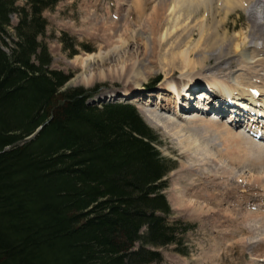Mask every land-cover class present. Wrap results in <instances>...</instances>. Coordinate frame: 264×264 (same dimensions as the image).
I'll return each mask as SVG.
<instances>
[{
  "label": "trees",
  "instance_id": "obj_1",
  "mask_svg": "<svg viewBox=\"0 0 264 264\" xmlns=\"http://www.w3.org/2000/svg\"><path fill=\"white\" fill-rule=\"evenodd\" d=\"M58 1L0 0V264L160 263L150 249L191 230L165 218L159 193L172 167L131 106L96 108L90 91H61L69 77L50 70L37 40Z\"/></svg>",
  "mask_w": 264,
  "mask_h": 264
},
{
  "label": "rangeland",
  "instance_id": "obj_2",
  "mask_svg": "<svg viewBox=\"0 0 264 264\" xmlns=\"http://www.w3.org/2000/svg\"><path fill=\"white\" fill-rule=\"evenodd\" d=\"M17 4L22 6L24 3L22 0H18ZM187 5L188 3L184 4V12L182 13L177 3H169L168 0H59L53 10L43 13L47 28L44 36L41 37L39 41L46 46L48 54L51 57L50 69L63 72L70 77L64 89L80 87L93 90L95 96L89 101L90 105H102L110 102V99H107L110 94H117L122 90H133L134 83L136 82L142 84V88L145 89V92L153 93L156 96L157 93H163L161 92V88L166 84H170L172 81L178 82L180 79L181 74L179 70L175 72L173 78L168 79L169 74L167 69L169 67L166 66V64L169 63L170 57L166 50H169L174 43L178 46L176 35L180 32H175L179 27L178 25L183 19L187 21L189 17L201 23V27L197 25L191 37L181 44L182 48L186 44V48L190 47V49L201 40V35L203 34L201 29L207 28L206 25H208L209 22L208 12H202L201 7L195 11L188 8ZM236 16H232L230 21L227 22L229 26H219L217 28L219 34L223 33L228 34V36L237 37L241 33L240 29L245 33L246 30L244 28L246 25H244V19L241 18L238 21ZM11 23L12 26L16 24L15 17H11ZM235 25H237L238 28H236ZM167 30L172 34L167 35L166 40H164L163 35ZM97 54L106 56L105 61L103 63L98 59L89 61L86 65V71L84 72L81 67L82 60L86 59L89 55ZM193 54L191 59L197 60L198 62L202 61L203 55H208L206 53L203 55H198L199 53ZM233 60L238 62L237 58H233ZM198 62L195 63V66H198ZM176 63V65L180 64L179 62ZM215 63V58L212 57L208 62L199 64L204 67V69H198L195 72L206 70L208 65L211 66ZM170 65L172 64L170 63ZM221 67H223V65H221ZM237 69H239L238 66L230 65L229 69L224 72L222 80H225L226 83H230L231 77H228L233 75L234 71ZM90 74L93 78L85 85L81 78L82 76ZM135 74H138L137 78ZM202 74L203 75H200L201 77H207L209 75L208 72ZM201 83H204L203 79L200 80V84ZM230 85L232 86V84ZM142 96L147 99L145 95ZM117 97L116 99H111L119 102L124 101L122 100L124 98L120 95H117ZM128 102L133 104L137 109L151 108L144 106L143 103L139 104L131 100ZM160 105L162 108H156V111H160V116L180 125L179 128L173 129L166 124V135L163 134L162 131L152 129L159 140V143L155 144L156 149L161 157L170 160V165L174 167V170L166 177L165 182H167V186L163 191V195L167 199L171 210L170 215L166 217V219L169 222L179 220L184 225L191 226L194 230L188 232L184 236L178 234L177 237L180 241L176 245L157 249L163 258L162 262L159 264H229L227 263V259L230 258V255H234L235 253L238 254V252L240 253L239 257L244 259V263L250 261V258L246 260L248 255L252 257L250 261L252 264H255V262L258 263L256 259L264 256V250L252 244L256 241L260 242L264 240V238L261 239L264 235V229H261L260 233L257 232V235L255 233L254 237L248 234L252 246L250 245L244 250L241 248L240 240L246 237V233L245 235L240 234L234 239L231 238L232 236L229 232V230H232L229 224L230 220L238 225L241 223L240 226H243V224L246 223L245 219L251 218H248L247 214H257L249 213L245 204L241 202L242 199L245 202L251 197L250 192L242 190L243 188H248L249 185L239 186L241 189L239 188L240 192L238 195H235L232 193L233 191L227 189V191L229 190V197L233 194V201L236 199L235 202L240 200V202L236 203V208L233 207L235 202L230 204L228 201L229 197H225V202L221 204L208 207V191L210 192V190H213L210 193L215 196L217 193L223 194L225 191L223 188H220L222 192L216 188H208V168L218 165L219 169L217 168L213 171L216 170L217 173H221L223 168H228V165H230L232 172L238 174L239 180L242 181L243 178V184L244 181H249V179L250 182L255 183L259 178L261 181H264V167L260 163L261 160L254 158L253 154V158L250 159V152L248 151V154L245 153L247 147L241 146V148H239L237 146L236 148L235 143L238 141L235 142L234 140L235 143H231L227 138L226 141L222 140V138L220 139L221 136L216 138L218 134H214L216 130L214 131V128L209 124L208 132L204 133L206 135L204 138L201 134H192L193 147L190 146L191 151L186 150V148H184L186 137L179 131L181 126L183 124L185 125V123L179 119V116L176 117L175 114H173V109H175L173 105L170 106L168 111H164L166 110L163 108L165 103L163 104L162 102ZM161 110H163V112ZM175 110L177 111L178 109ZM208 119L218 122L219 124L222 123L223 125H225L226 121V119H218L209 115ZM160 122L161 125H164L162 120H160ZM192 127L198 128L199 125L195 124ZM224 127L225 129L228 128L226 125ZM200 128L204 131V128ZM228 147L236 151L233 152V155L236 153L235 155H239V158H245L243 165L239 166L237 163L234 165L233 161L235 155L233 156L231 154L232 152L230 149L227 151ZM238 148L241 152L237 151ZM185 154L191 158L185 156ZM259 191L261 190L253 191V194ZM258 195H260V193H258ZM176 196L178 198L179 196L184 198L185 208L182 209L178 207L175 199ZM251 199L254 200V202L258 200L257 197H252ZM238 204L241 206L239 207ZM224 205H226V209ZM188 206L197 209L190 211L187 209ZM208 208H210L209 212ZM256 212L260 213L258 210ZM243 215H247V218L244 217V219L240 220V218H243ZM218 219L219 223H226L225 225L224 223H220L221 225L217 223V228L225 231L224 235L219 237L222 248L219 250H217V247H214V244L219 241L216 240L213 242V240L208 239V233L211 231L212 227L216 226L214 221ZM243 220L245 222H243ZM244 225L248 227V224ZM144 233L145 229H142L141 234ZM231 239L236 245L228 248L232 241ZM211 244H213L212 247ZM139 246L140 244H136L135 248L137 249ZM185 246L187 248V256H181L175 252V248L182 250L185 249ZM262 247L264 248V246ZM208 255L210 256L208 257ZM213 255H216V259L208 263V258ZM260 264H264V261Z\"/></svg>",
  "mask_w": 264,
  "mask_h": 264
},
{
  "label": "bare ground",
  "instance_id": "obj_3",
  "mask_svg": "<svg viewBox=\"0 0 264 264\" xmlns=\"http://www.w3.org/2000/svg\"><path fill=\"white\" fill-rule=\"evenodd\" d=\"M168 1L169 3H174V4L177 3L179 7L181 8L182 13L184 12L183 6L185 3H188L187 5L188 8H191L195 11H197L198 8L201 7L202 12L203 11L208 12V21L210 22V23L208 22V25H206L207 26L206 29H201V32L203 34L201 35V40H199L198 42L199 44L197 43L196 45H193L191 49L190 47L186 48V44L182 48L181 44L185 42V40L191 37V34L195 30L197 25H200L201 27V23H199L198 20L194 18L190 19L189 17L187 21L186 19H183L182 22L178 25L179 26L178 29L175 30V32H178V31L180 32V33L178 32L179 34L176 35V40H178V46L177 44L174 43V45L171 46L169 50H166L167 54H169L170 56L169 63L166 64V66L169 67L167 69V72L169 74L168 79L173 78L177 70L180 71V74H181L180 79L178 80V82L170 80L173 83L171 82L170 84H166L163 88H161L162 90L161 92L163 93H157L156 96L154 94H148L147 99L149 101L144 96H142V95L146 96V94L142 93L143 88L140 82L134 83L133 90H122L120 93H117V94L112 93L111 95H109V98L107 97V99H110V100H112L113 98L116 99L118 98L117 95H120L123 98H128L132 96L133 99L131 101H134L135 103H139V104L143 103V105L148 108L151 107L150 109L138 108L139 114L141 118L143 119V121L146 123V125H148L152 129L162 131V133L165 135H166V128H167L165 126L166 124L167 126L172 127L173 129L179 128L180 125H177L174 122L166 120L165 118H163V116H160L159 114L160 111H156L157 107H161L160 103L162 102L163 104L165 103V106L163 108L166 110L164 111H168V109L172 105L175 107V109H178L177 111L173 109V114L177 116L181 114L180 113L181 111H185L183 113H186V110L188 111L190 109L197 110L199 113L203 111V113L205 114H206V111H210L212 114L215 111V110L213 111L214 109V106H212L213 104L211 105V107H209L210 101H207L206 104H203L200 102V100L199 101L195 100V98L189 96L190 92L193 91L194 88L198 86V83L201 79H203L205 82V85L203 86V88H208V90H210V92L213 93V96L217 97L218 100H222L223 103L227 102V100L230 99V100H237L234 103H238L239 101H246L245 103H257L258 104L259 102V104L264 107V2L261 3L264 0H175V1L168 0ZM232 16H236L238 21L241 18L244 19V25H246V27L244 28L246 30L245 33H243L242 30L240 29L241 33L237 37L228 36V34H223V33L219 34V32L217 31V28L219 26L220 27L229 26L227 25V22L230 21V18ZM216 21H219V22H216ZM235 26L236 28H238L237 25ZM171 34L172 33L168 32L167 30L166 33L163 35L164 40H166L167 35H171ZM193 53L195 54L199 53L198 55H203L204 53H206L208 55L207 56L203 55V59H201L202 61L198 62L197 60L191 59V56L194 55ZM102 56L103 55H100V54L89 55L86 57V59L82 60L81 67L84 70V72L86 71V65L89 61L98 59L103 63L105 61L106 56H103V57ZM212 57L215 58L216 63L214 65H211V66L208 65V68H207L208 70L206 69L200 72H195L198 69L199 70L204 69V67L200 66L199 64H204L205 62H208ZM233 58H237L238 62L233 60ZM176 62H179L180 64L176 65L177 64ZM197 62H198V66H195V63ZM170 63L172 65H170ZM221 65H223V67H221ZM230 65L238 66L239 69L234 71L233 75L228 77V78L231 77V82L226 83L225 80H222V78L224 77V72H226V70L229 69ZM206 72L209 73L207 77L200 76V75H203L202 73H206ZM135 77L137 78L138 74H135ZM92 78L93 77L90 74L87 76H82L81 79H82V82H84V84L87 85L92 80ZM230 84H232V86ZM246 91L252 92V93L254 91H258L260 92L261 97L257 99L253 97H249V95H247L248 92ZM235 92H237V95L233 94ZM204 97H206L204 96V94H200L198 96L199 99H203V100L205 99ZM143 100L144 101L146 100V101L144 102ZM115 102L120 103L119 101H116V100ZM235 105H238V104H235ZM199 109H201V111ZM161 111L163 112V110ZM183 113L179 117H181L182 119L181 121H183L185 125L183 124L184 126L182 125L179 131L182 132V134H184L186 137L185 139L186 144L184 146L186 150L191 151L190 146H192L193 144L192 134L194 133L199 134V135L201 134L203 135V138H204L206 136L204 133L208 132L207 130H208V124H209L210 126H212V128H214V131L216 130L214 132V134H218L216 138L221 136L220 139L222 138V140L224 141L229 139L231 143L234 142V140L235 142L238 141L237 143L234 142L236 145V148L237 146L239 148H241V146H244L245 148L247 147L246 148L247 151L246 152L244 151V152L245 153H247L248 151L250 152L249 154L251 155L249 158L250 159L253 158L252 157V154H253L254 158L261 160L260 163L264 167L263 165L264 164V146L262 144L256 143L255 141H252L251 139L243 136L241 133H238L235 131L230 132L232 131L231 127H233V125L235 126L240 125V122H239L240 120L237 119L238 117H234L232 119L228 118L230 127L228 126L229 129L228 128L225 129L224 127L225 125H223L222 123L219 124L218 122H214L213 120L206 118L205 115L198 116L196 114H193L195 113L194 111L192 112L191 115L190 114L184 115ZM214 113H216L218 116L222 115L221 111H215ZM260 116H262V112ZM160 120L163 121L164 125H161ZM195 124H198L199 127L198 128L192 127ZM200 127L204 128V131L201 130ZM245 130L251 131L255 135L259 134L261 135V137H263L264 135L263 134L264 127H261V128L256 127L255 125H252L250 121H248ZM239 148L237 149V151L241 152ZM229 149L230 148L228 147L227 151H229ZM231 152H232L231 154L233 155V152H236V151L231 150ZM235 154L236 153H234V155ZM185 156L187 155L185 154ZM234 157H235V159L233 158L234 165L236 163L239 166L244 164L245 158H239V155H235ZM236 158L237 159L239 158V159L237 160ZM228 166H229L228 168H225V169L223 168L221 173L219 172L217 173L216 170L213 171L214 169H217V168L219 169L218 165H216V167L208 168V188H211V189L216 188L218 190H220V188H223L225 190L223 194L217 193L218 194V195L216 194L217 197L213 195L212 193H210L213 190L212 191L210 190V192L208 191V207L225 202L224 200L225 197H229L228 195L229 190L227 191V189H230V191H233L234 189H236V187H238L236 185V184H239V177L237 176L238 174H234V172H232V169H230V165ZM257 183H260L262 186H264V181H261L260 178L257 180V182L253 184L257 186ZM256 186H254V188ZM232 196L233 194L231 195V197H229V200H228L229 202L233 201ZM175 199H176V203L178 204L179 208H182V209L185 208L184 200H183L184 198H181V196H179L178 198L176 196ZM240 206L241 205H239V207ZM187 209H189L190 211L191 210L193 211L197 208L188 206ZM208 209H209L208 210L209 212L210 208ZM247 215L245 216L243 215V218H240V220L244 219V217L245 218L251 217L249 219H245L246 223L244 224H248V227L245 226L244 224L243 226H240L241 223L240 225H238L232 220L229 221L230 222L229 224L231 225V229H232V230H229V232L231 233L230 235L232 236L231 238L235 239V237H237L238 235L240 234L245 235L246 233L247 238L245 237L246 239L243 238L242 240H240L241 248L243 250L246 247L251 245L250 244L251 240L249 237L250 236L254 237L255 233L257 235V232L260 233V230L264 229V214H261L259 216L258 214H247ZM218 221L219 219L214 221L216 226L212 227L211 231L208 233V237H209L208 239L213 240V242H215L216 240L219 241V242H216L215 244L213 243L214 247H217V250L222 249L220 245L219 237H221L225 233V231L219 230L217 228V223H219ZM243 222L245 221L243 220ZM220 223L219 225L223 224L224 222H222L221 224ZM225 224L226 223H224V225ZM263 238H264V235L261 239ZM213 244H211V247ZM261 244L262 246H264V240L260 242L256 241L252 245H257L259 248H262L264 250ZM234 245H236V243H234L232 240L228 248H231ZM250 253H251V250H250ZM239 255H240L239 252L238 254L235 253L234 255H230V258L228 257L229 259H227V263L229 264H252V262H250L252 258L250 255H248V257L246 258V260L250 258V261L249 262L246 261L245 263H244V259L242 257H239ZM209 256L210 255H208V257ZM215 256L216 255H213L212 257L208 258V263H210V261H214L216 259ZM256 260L258 261V263L255 262V264L263 263L264 256L259 257ZM222 263H223V260H222Z\"/></svg>",
  "mask_w": 264,
  "mask_h": 264
}]
</instances>
